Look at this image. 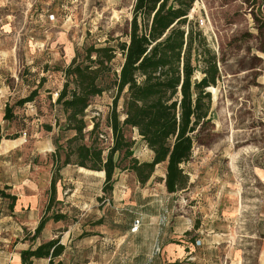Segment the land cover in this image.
Returning a JSON list of instances; mask_svg holds the SVG:
<instances>
[{
    "label": "rangeland",
    "instance_id": "rangeland-1",
    "mask_svg": "<svg viewBox=\"0 0 264 264\" xmlns=\"http://www.w3.org/2000/svg\"><path fill=\"white\" fill-rule=\"evenodd\" d=\"M135 1L0 0V189L11 186L6 192L38 197L34 214L17 215L0 194V230L6 228L1 237L7 238L0 239V250L13 253L43 216L62 213L66 217L50 219L38 237H60L66 245L54 264H264V0L194 2L190 18L222 59V76L216 91L210 90L212 138L195 145L183 164L186 189L170 195L166 165L160 164L145 185L134 172L118 169L114 190L105 193L103 172L69 164L60 170L50 201L52 177L75 134L56 103L65 81L61 69L91 44L128 40ZM123 61L119 53L115 68ZM36 88L34 101L15 105ZM115 95L113 88L93 99L85 139L73 145L90 143L95 122L92 137L99 136L104 148L111 145L107 122ZM123 103L124 96L119 111ZM7 104L13 106L10 120L4 118ZM125 132L135 142L134 156L152 160L138 131ZM137 219L141 226L132 232ZM9 253L3 264H14Z\"/></svg>",
    "mask_w": 264,
    "mask_h": 264
},
{
    "label": "trees",
    "instance_id": "trees-1",
    "mask_svg": "<svg viewBox=\"0 0 264 264\" xmlns=\"http://www.w3.org/2000/svg\"><path fill=\"white\" fill-rule=\"evenodd\" d=\"M194 2L136 0L126 33L128 40L117 38L116 44H91L83 52L78 51L70 64L61 69L65 81L57 92L56 103L66 115L67 128L75 134L68 138L65 158L52 177L50 201L57 196L60 170L69 164L103 172L105 193L114 190L118 169L134 172L145 185L160 164L166 165L164 181L169 193L187 188L189 174L183 164L192 159L195 145H205L212 138L214 124L209 89L216 91L222 76V59L199 22L190 18ZM119 53L124 61L117 69L114 61ZM197 73L201 74L200 78L196 77ZM113 88L116 95L107 122L112 132L111 145L104 148L99 136L92 137L99 128L98 122L90 132L89 144L73 145L85 139L86 110L93 99ZM38 95L39 88H36L15 105L23 106ZM123 96V110L119 111ZM13 117V106L7 104L4 118ZM126 127L138 131L154 154L152 160L140 161L134 156L135 142L127 136ZM2 139L0 125V144ZM54 159L56 164L60 163L59 150ZM6 189L11 186L0 189V194L11 201L9 207L13 212L18 196ZM65 217L62 213L43 216L30 240L38 239L50 219L58 222ZM65 251L66 245L60 237L51 238L22 250L21 264H34L36 259H49L48 264H54Z\"/></svg>",
    "mask_w": 264,
    "mask_h": 264
},
{
    "label": "crops",
    "instance_id": "crops-1",
    "mask_svg": "<svg viewBox=\"0 0 264 264\" xmlns=\"http://www.w3.org/2000/svg\"><path fill=\"white\" fill-rule=\"evenodd\" d=\"M96 173H99V172H96ZM13 194L20 196V197L18 196V201L15 205L14 211L12 212L13 214L20 215V214H26V213L27 214H34L35 213V211H36L35 208L38 207V197L36 195H34V192L31 194H28V195L27 194L26 195H24V194L20 195V194H17L15 191V192H13ZM169 194L171 195V194H175V193H169ZM21 224H25V222H21ZM2 230L5 231L6 228H4V227L1 228L0 239L6 240L7 238L1 237V235L3 234ZM21 231H22V229L19 227V231L15 236L19 237ZM29 231H30L29 232L30 235L32 236L34 230H29ZM23 239L24 238L20 237V240L17 241V243L14 247L13 253H9L8 250H6V249L0 250V264L6 263L8 253L10 254L9 256H11L13 254L14 264H21V255H20L21 251L24 249H27L29 247H36L38 244L41 243L39 238L37 239V241H31V244L28 243L30 240H28V239L23 240ZM38 260H47V259H36L34 264Z\"/></svg>",
    "mask_w": 264,
    "mask_h": 264
},
{
    "label": "built area",
    "instance_id": "built-area-1",
    "mask_svg": "<svg viewBox=\"0 0 264 264\" xmlns=\"http://www.w3.org/2000/svg\"><path fill=\"white\" fill-rule=\"evenodd\" d=\"M140 226H141V221L138 220V219L135 220L134 223H133V227L131 228V231H132V232H136V231H138L139 228H140Z\"/></svg>",
    "mask_w": 264,
    "mask_h": 264
},
{
    "label": "bare ground",
    "instance_id": "bare-ground-1",
    "mask_svg": "<svg viewBox=\"0 0 264 264\" xmlns=\"http://www.w3.org/2000/svg\"><path fill=\"white\" fill-rule=\"evenodd\" d=\"M209 90H211V89H209Z\"/></svg>",
    "mask_w": 264,
    "mask_h": 264
}]
</instances>
